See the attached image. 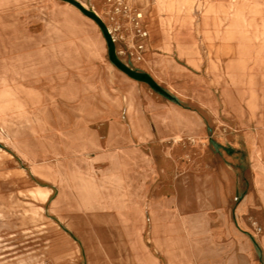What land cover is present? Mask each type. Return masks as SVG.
I'll list each match as a JSON object with an SVG mask.
<instances>
[{"label": "rangeland", "instance_id": "obj_1", "mask_svg": "<svg viewBox=\"0 0 264 264\" xmlns=\"http://www.w3.org/2000/svg\"><path fill=\"white\" fill-rule=\"evenodd\" d=\"M76 1L100 23L62 0H0L6 42L26 43L30 52H23L46 65L21 69L15 93L0 86V195L60 182L61 152L68 150L62 136L72 133L59 128L141 108L148 130L159 123L165 135L150 138L148 150L164 157L165 171L180 183L179 238L156 243L146 233L156 263L264 264V132L251 108L259 98L264 110V0ZM109 29L122 59L148 72L158 89L113 74ZM249 133L254 149L243 141ZM20 226L28 241L0 255V264L26 257L46 264L35 255L44 226ZM70 253L52 264H78ZM89 253L85 245L80 264ZM99 256L97 264H112L104 251Z\"/></svg>", "mask_w": 264, "mask_h": 264}, {"label": "crops", "instance_id": "obj_2", "mask_svg": "<svg viewBox=\"0 0 264 264\" xmlns=\"http://www.w3.org/2000/svg\"><path fill=\"white\" fill-rule=\"evenodd\" d=\"M62 1L86 15L75 4ZM2 18L0 86L7 84L15 93L21 69L46 65L38 67V60L27 54L30 51L26 48L30 46L26 43L6 42ZM106 40L109 67L114 75L147 89H158L159 83L148 72L130 67L116 45L109 38ZM36 73L35 70L33 74ZM259 101L251 100L253 124L264 132V110ZM88 110L91 116L101 114L96 109ZM123 110H112L114 118L104 121L105 124H77L71 130L59 128L63 133H72L62 136L68 150L61 152L59 183L0 195V255L28 241L21 233V220L28 223L29 232L38 225L44 226V246L35 255L42 256L46 264H52L60 255L67 259L70 252L75 253L80 264L84 261L85 245L90 251L87 264H97L102 251L112 264H157V258L149 252L146 233L156 243H175L181 228L180 183L173 173L165 171L164 157L152 156L147 147L150 138L164 137V131L158 123L151 133L147 113L141 108ZM246 140L247 145L252 142L254 149V135L249 133L243 138ZM259 140L263 144L264 137ZM222 147L230 155V146ZM253 154L256 159L255 151ZM38 188L47 192L45 198L36 193ZM20 212L27 213L21 216ZM166 235L167 241L162 238ZM26 259L27 263L18 264L32 263L30 257Z\"/></svg>", "mask_w": 264, "mask_h": 264}, {"label": "trees", "instance_id": "obj_3", "mask_svg": "<svg viewBox=\"0 0 264 264\" xmlns=\"http://www.w3.org/2000/svg\"><path fill=\"white\" fill-rule=\"evenodd\" d=\"M73 4H75L76 6H78L86 15H88L89 17L93 18L94 20H96L98 23H100V19L99 17L94 14L92 11H87L82 5H80L77 1L75 0H67Z\"/></svg>", "mask_w": 264, "mask_h": 264}, {"label": "built area", "instance_id": "obj_4", "mask_svg": "<svg viewBox=\"0 0 264 264\" xmlns=\"http://www.w3.org/2000/svg\"><path fill=\"white\" fill-rule=\"evenodd\" d=\"M140 14H141V13H138V18H141ZM113 32H114V31H111V30L109 29V35H110L111 41H112V43H114V44L116 45L117 39L115 38V35H114ZM142 33H143V36H147V35H148L147 32H142ZM143 46H144V45H140V48H142ZM118 53H119V51H118Z\"/></svg>", "mask_w": 264, "mask_h": 264}]
</instances>
